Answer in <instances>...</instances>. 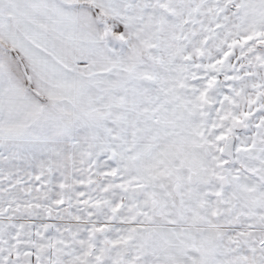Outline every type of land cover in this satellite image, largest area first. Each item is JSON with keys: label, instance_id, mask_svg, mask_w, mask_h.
Masks as SVG:
<instances>
[{"label": "snow or ice", "instance_id": "obj_1", "mask_svg": "<svg viewBox=\"0 0 264 264\" xmlns=\"http://www.w3.org/2000/svg\"><path fill=\"white\" fill-rule=\"evenodd\" d=\"M0 264H264V0H0Z\"/></svg>", "mask_w": 264, "mask_h": 264}]
</instances>
